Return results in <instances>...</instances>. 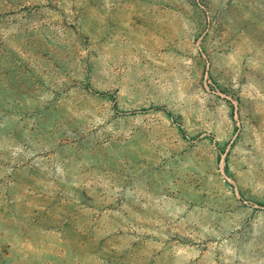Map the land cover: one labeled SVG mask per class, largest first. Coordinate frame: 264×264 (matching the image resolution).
<instances>
[{
	"label": "rangeland",
	"instance_id": "1",
	"mask_svg": "<svg viewBox=\"0 0 264 264\" xmlns=\"http://www.w3.org/2000/svg\"><path fill=\"white\" fill-rule=\"evenodd\" d=\"M0 264H264V0H0Z\"/></svg>",
	"mask_w": 264,
	"mask_h": 264
}]
</instances>
